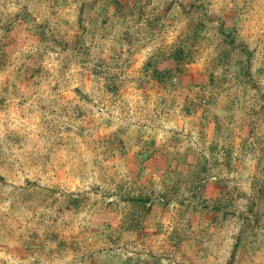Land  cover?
<instances>
[{
    "label": "rangeland",
    "instance_id": "obj_1",
    "mask_svg": "<svg viewBox=\"0 0 264 264\" xmlns=\"http://www.w3.org/2000/svg\"><path fill=\"white\" fill-rule=\"evenodd\" d=\"M0 264H264V0H0Z\"/></svg>",
    "mask_w": 264,
    "mask_h": 264
}]
</instances>
